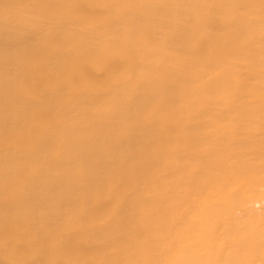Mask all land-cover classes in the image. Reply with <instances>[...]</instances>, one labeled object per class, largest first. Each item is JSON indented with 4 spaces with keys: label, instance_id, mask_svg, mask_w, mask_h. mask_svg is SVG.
<instances>
[{
    "label": "bare ground",
    "instance_id": "1",
    "mask_svg": "<svg viewBox=\"0 0 264 264\" xmlns=\"http://www.w3.org/2000/svg\"><path fill=\"white\" fill-rule=\"evenodd\" d=\"M0 264H264V0H0Z\"/></svg>",
    "mask_w": 264,
    "mask_h": 264
}]
</instances>
